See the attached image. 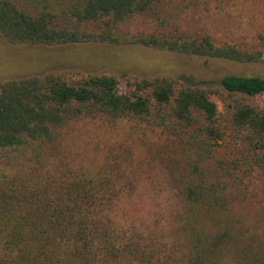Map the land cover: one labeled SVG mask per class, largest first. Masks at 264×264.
Masks as SVG:
<instances>
[{
  "label": "trees",
  "instance_id": "trees-1",
  "mask_svg": "<svg viewBox=\"0 0 264 264\" xmlns=\"http://www.w3.org/2000/svg\"><path fill=\"white\" fill-rule=\"evenodd\" d=\"M162 4L0 0V37L264 63V33L218 44L208 34L169 31ZM136 18L158 27L120 33ZM66 19L85 28L65 26ZM120 83L98 74L71 84L59 73L0 83V264H264V222L249 226L234 214L264 184V77L226 75L216 85H190L135 76L124 90ZM83 120L131 123L170 142L159 169L174 202L163 232L128 226L141 222L128 208L137 192L132 153L94 169L64 165L62 130Z\"/></svg>",
  "mask_w": 264,
  "mask_h": 264
},
{
  "label": "rangeland",
  "instance_id": "rangeland-1",
  "mask_svg": "<svg viewBox=\"0 0 264 264\" xmlns=\"http://www.w3.org/2000/svg\"><path fill=\"white\" fill-rule=\"evenodd\" d=\"M161 9L163 26L169 31L208 34L218 44L252 42L264 33V0H163ZM62 24L85 28L72 19ZM157 27L158 22L136 18L123 23L120 33L151 32ZM52 73L63 75L71 84L90 75L111 74L120 80L124 90L128 79L135 76L170 77L190 85H216L226 75L264 77V63L240 64L141 45L11 44L0 37V83ZM62 135L61 157L69 168L94 169L116 156L132 153L137 161L136 167H131L137 192L128 199V208L141 222L130 221L128 226L147 233L149 228L159 233L168 228L174 202L159 171L170 145L166 137L131 123L102 120L72 123L62 130ZM50 168L56 170L57 163ZM254 194L247 203L235 205L234 214L245 224L257 227L264 222V184H258Z\"/></svg>",
  "mask_w": 264,
  "mask_h": 264
}]
</instances>
